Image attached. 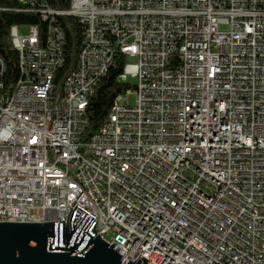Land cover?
I'll use <instances>...</instances> for the list:
<instances>
[{"label": "built area", "instance_id": "obj_1", "mask_svg": "<svg viewBox=\"0 0 264 264\" xmlns=\"http://www.w3.org/2000/svg\"><path fill=\"white\" fill-rule=\"evenodd\" d=\"M15 1L0 13L43 29L9 28L13 83L0 54V222L69 226L78 205L120 264H264V0ZM64 18L82 39L56 94Z\"/></svg>", "mask_w": 264, "mask_h": 264}, {"label": "water", "instance_id": "obj_2", "mask_svg": "<svg viewBox=\"0 0 264 264\" xmlns=\"http://www.w3.org/2000/svg\"><path fill=\"white\" fill-rule=\"evenodd\" d=\"M98 230L96 218L78 205L69 226L0 222V264H120L119 249L95 237ZM133 264L146 259L138 257Z\"/></svg>", "mask_w": 264, "mask_h": 264}, {"label": "trees", "instance_id": "obj_3", "mask_svg": "<svg viewBox=\"0 0 264 264\" xmlns=\"http://www.w3.org/2000/svg\"><path fill=\"white\" fill-rule=\"evenodd\" d=\"M16 5L15 0H0L1 8H11ZM56 5L58 8H67L65 3ZM62 22V28L66 35L64 48L65 64L55 77L56 94L61 92L63 82L75 69L82 39V29L75 19L64 18ZM20 24H36L43 29V24L37 17L8 12L0 13V54L5 59L8 67L7 83H13L17 79V55L11 45L9 28L12 25ZM123 62L122 59H119L116 70L96 89L87 110L89 123L83 134V142H88L98 132L107 117L114 97L123 90V87L116 82V77L121 70Z\"/></svg>", "mask_w": 264, "mask_h": 264}, {"label": "rangeland", "instance_id": "obj_4", "mask_svg": "<svg viewBox=\"0 0 264 264\" xmlns=\"http://www.w3.org/2000/svg\"><path fill=\"white\" fill-rule=\"evenodd\" d=\"M225 29V27H221V30H224ZM27 29L26 28H21L20 29V34H22V35H26L27 34ZM129 83L131 84V85H134L135 84V80H132V79H130L129 80Z\"/></svg>", "mask_w": 264, "mask_h": 264}]
</instances>
